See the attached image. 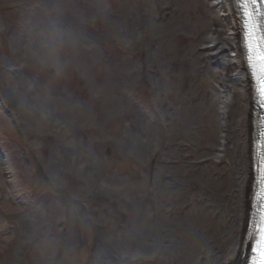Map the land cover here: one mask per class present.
Instances as JSON below:
<instances>
[{
  "label": "rangeland",
  "instance_id": "rangeland-1",
  "mask_svg": "<svg viewBox=\"0 0 264 264\" xmlns=\"http://www.w3.org/2000/svg\"><path fill=\"white\" fill-rule=\"evenodd\" d=\"M59 3L86 37L60 77L39 71L26 48L53 0H0V264H165L160 247L176 230L162 211L170 218L191 192V204L229 211L209 204L203 183L233 184L227 157L181 169L191 180L180 196L170 179L174 159L209 151L205 138L185 141L211 134L208 74L222 58L208 59L202 39L215 10L206 0Z\"/></svg>",
  "mask_w": 264,
  "mask_h": 264
},
{
  "label": "bare ground",
  "instance_id": "bare-ground-1",
  "mask_svg": "<svg viewBox=\"0 0 264 264\" xmlns=\"http://www.w3.org/2000/svg\"><path fill=\"white\" fill-rule=\"evenodd\" d=\"M206 1L215 10L216 16L207 25V33L202 39L203 51L208 55V59L221 57L222 62L218 63L217 67L209 69L208 74L209 80L216 85V95L211 103L206 105V113L210 116L211 134L210 136L208 134H194L185 142L190 147L200 143V140L205 138L207 139L206 148L209 151L201 154L197 159H193L194 155L191 154L188 161L181 156L174 159L175 167L172 168L176 170V173L171 175L170 179L171 185L180 189L178 193L180 196L183 193L184 183L191 180L179 172L181 169L184 172L190 169L198 170L197 163H201L205 158L214 157L222 161L223 158L227 157L232 166L234 181L233 184L230 183L229 185L224 179L223 183L220 184L221 186L218 183V186L211 187L209 186L212 181L211 177L206 175L205 180L207 182H203L207 191L206 195L210 200L208 203L213 205L219 201L225 202L226 205H229L227 213L220 215L217 210L213 211L211 205L207 208L203 204L204 202L197 198H194L197 202L191 204L192 197L190 195L195 194L194 192H191L190 195L186 194L187 202L181 207L182 209L178 207L172 212L167 210L170 218H167L163 211L160 213L165 224H173L172 229L176 230L168 247H160L165 264L245 263L243 254L253 196L254 99L250 76L246 69L234 0ZM207 120L209 119L207 118ZM182 154H185L183 147L178 146V155ZM78 168L83 170L82 165H79ZM5 170L11 174L12 165L7 163ZM196 176L197 173L194 175V180H202V177ZM53 184L55 185V182ZM191 187L193 190L197 189L196 184H192ZM226 195L229 196L228 200L221 201V196ZM153 198L154 196L149 194L152 209L155 210ZM169 202L167 201V203ZM4 213L5 209L0 205V233H3L7 226ZM203 222L205 226L202 224ZM196 230L199 234L197 238L190 234L192 238L196 239L198 249V253L194 255L192 246L190 243L187 245L185 241L189 232L193 233ZM203 237L206 238L204 242H202ZM2 239V235H0V243H2ZM155 247H157L156 244ZM2 256H5L4 253ZM157 262L162 263L160 260Z\"/></svg>",
  "mask_w": 264,
  "mask_h": 264
},
{
  "label": "snow or ice",
  "instance_id": "snow-or-ice-1",
  "mask_svg": "<svg viewBox=\"0 0 264 264\" xmlns=\"http://www.w3.org/2000/svg\"><path fill=\"white\" fill-rule=\"evenodd\" d=\"M244 10V47L246 49L247 67L255 82L256 92L264 101V17L260 0H242ZM264 137V133L261 134ZM255 170L258 174L259 192L257 197V220L249 233L254 238L252 247V264H264V139L256 145Z\"/></svg>",
  "mask_w": 264,
  "mask_h": 264
},
{
  "label": "clouds",
  "instance_id": "clouds-1",
  "mask_svg": "<svg viewBox=\"0 0 264 264\" xmlns=\"http://www.w3.org/2000/svg\"><path fill=\"white\" fill-rule=\"evenodd\" d=\"M39 24L29 37L27 53L39 71H52L58 77L63 76L68 67L66 58L78 50L80 41L86 37L82 34L78 36L59 0H53V6L45 11ZM4 187L5 184L0 181V188Z\"/></svg>",
  "mask_w": 264,
  "mask_h": 264
}]
</instances>
